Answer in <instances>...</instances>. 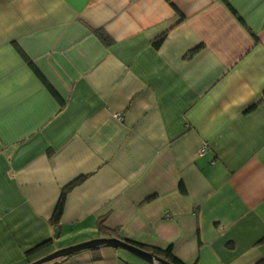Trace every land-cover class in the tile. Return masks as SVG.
I'll list each match as a JSON object with an SVG mask.
<instances>
[{
    "label": "crops",
    "instance_id": "0c3cea01",
    "mask_svg": "<svg viewBox=\"0 0 264 264\" xmlns=\"http://www.w3.org/2000/svg\"><path fill=\"white\" fill-rule=\"evenodd\" d=\"M104 238L264 264V0H0V264Z\"/></svg>",
    "mask_w": 264,
    "mask_h": 264
},
{
    "label": "water",
    "instance_id": "95a60500",
    "mask_svg": "<svg viewBox=\"0 0 264 264\" xmlns=\"http://www.w3.org/2000/svg\"><path fill=\"white\" fill-rule=\"evenodd\" d=\"M54 238H59V230L56 231ZM103 248H113L116 250L125 251L146 264H170L168 261L157 256L154 253H149L146 250L130 244L128 240L117 238L96 239L76 246L65 248L56 251L32 264H59L61 260H66L82 252L96 251Z\"/></svg>",
    "mask_w": 264,
    "mask_h": 264
},
{
    "label": "trees",
    "instance_id": "16d2710c",
    "mask_svg": "<svg viewBox=\"0 0 264 264\" xmlns=\"http://www.w3.org/2000/svg\"><path fill=\"white\" fill-rule=\"evenodd\" d=\"M97 35L105 43H110V39L105 33L97 32ZM35 72L42 78V75H41L40 71L36 67H35ZM46 86L48 87V89H50L53 92L54 95L56 94L55 90L50 86V84L46 83ZM81 180H83V179H78L77 181L71 183L68 187H66V188H64L62 190L61 198H60V200H59V202L57 204V207L55 209V212H54V215H53V218H52V223H53V225L55 227L58 228L60 226V224H61V220H62V216H63V213H64V208H65V202H66L67 193L71 190V188L73 186H75ZM104 221L105 220L102 218V220H100V222H99L100 231L104 232L106 234H110V230L106 229V227L104 226V223H105ZM129 243L132 244V245H135V246H137V247H139V248H141L143 250L153 251L154 254H156L157 256L165 259L170 264H186V263L182 262L178 257L175 256V254L173 253V248L172 247H169L166 250H161V249H158V248H151V247H149L147 245L134 243V242H130V241H129ZM98 251H100V250L90 251V252L94 253V252H98ZM31 252H32V250L30 251V253Z\"/></svg>",
    "mask_w": 264,
    "mask_h": 264
},
{
    "label": "rangeland",
    "instance_id": "374dc122",
    "mask_svg": "<svg viewBox=\"0 0 264 264\" xmlns=\"http://www.w3.org/2000/svg\"><path fill=\"white\" fill-rule=\"evenodd\" d=\"M137 263H138V264H146V263H144V262H143V261H141V260H140V261H139V260H137Z\"/></svg>",
    "mask_w": 264,
    "mask_h": 264
},
{
    "label": "built area",
    "instance_id": "2783aa9c",
    "mask_svg": "<svg viewBox=\"0 0 264 264\" xmlns=\"http://www.w3.org/2000/svg\"><path fill=\"white\" fill-rule=\"evenodd\" d=\"M205 151H206V149L204 148L202 152H205Z\"/></svg>",
    "mask_w": 264,
    "mask_h": 264
}]
</instances>
